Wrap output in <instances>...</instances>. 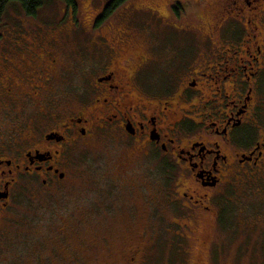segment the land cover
Listing matches in <instances>:
<instances>
[{"label":"flooded vegetation","instance_id":"af4514ba","mask_svg":"<svg viewBox=\"0 0 264 264\" xmlns=\"http://www.w3.org/2000/svg\"><path fill=\"white\" fill-rule=\"evenodd\" d=\"M109 2L85 43L73 24V43L0 24V264L3 238L35 200L76 204L58 211L41 242L51 252L32 264H157L193 225L216 223L228 190L264 181V0H217L202 43L182 53L169 46L171 4L104 16ZM96 139L117 145L116 166L135 179L76 171L73 151Z\"/></svg>","mask_w":264,"mask_h":264},{"label":"rangeland","instance_id":"374dc122","mask_svg":"<svg viewBox=\"0 0 264 264\" xmlns=\"http://www.w3.org/2000/svg\"><path fill=\"white\" fill-rule=\"evenodd\" d=\"M109 1L111 0H77V9L74 10L71 6H67L64 1L52 0L40 9L35 22L39 23L37 28H39L40 33L72 34L66 40L68 43H73L74 31L70 30L71 24H73L72 29H75L79 34L81 33L82 41H84L89 36L87 34L94 32L88 27L91 17L101 9L102 3ZM176 3H179L180 6ZM169 4H171V11L174 15L172 28L175 32L168 33H172L176 37L174 38L175 44H169V46H174V49L178 48L181 53L192 50L190 45L199 47L203 40L202 34L209 31L210 12L217 5V0H131L121 8L124 11L127 9L126 7L132 9L135 7L158 9L159 7L167 13ZM122 10L112 16V22L118 21L116 16ZM6 11V17L9 19L7 21H12L13 25L16 23L14 19L22 24L24 18H28L17 3L9 6ZM24 22L26 24L35 23L28 22V20ZM108 25L109 22L104 24L101 30L109 31ZM184 25H192L195 27V31L200 32V35L197 33L196 40L188 37L192 33L184 30ZM101 30L97 32L100 33ZM141 45L137 43L136 49L140 50ZM167 45L161 44L159 47L162 49ZM73 60L75 61V58ZM114 148L110 144L108 147L105 146L102 139H96L90 140V143L85 147L75 149L73 155L76 160V171L83 174L85 178L87 175L88 177L93 175V178L94 175L95 178H103L106 172L115 176L117 174L115 171L130 174L131 172L128 170L131 167L119 170V164L116 166L120 160H123V153L113 150ZM86 172H88L87 175ZM147 176L143 174L142 182ZM130 177L135 179V175L132 173ZM127 183L132 185L134 182L128 180ZM65 189L70 190L63 188V190ZM243 189L249 191L241 194L242 189L239 188L228 190V196L231 197V200H224L225 206L220 211L216 223H213L212 218H208L200 227L193 225L192 239L179 237L175 247H167L168 249L165 248L159 253L156 260L158 261L157 264H264V181H258L254 183L253 187L247 186ZM50 200L47 202L43 198L41 201H33L29 208L31 214L33 213L32 216L28 215L26 219H22V223H18L17 226L15 225L14 228L10 229L8 238H3L2 243L5 245V249L1 252L9 264H32L35 260L38 261V257L51 252L50 247L41 242L50 243L51 234L56 233L62 222L58 220V211L68 212L69 208H73L76 204V200L70 195L65 199L61 198V200L51 198ZM51 217L53 223H56L55 225L50 222ZM120 224L122 223H115L114 226L117 228H126L127 226ZM144 224L145 222L142 223L143 226L141 224L134 226L135 233L143 231ZM189 232L190 229L187 233ZM162 233L165 241L171 240L167 236L168 233L165 231ZM113 243L117 247L118 241L116 239Z\"/></svg>","mask_w":264,"mask_h":264},{"label":"trees","instance_id":"16d2710c","mask_svg":"<svg viewBox=\"0 0 264 264\" xmlns=\"http://www.w3.org/2000/svg\"><path fill=\"white\" fill-rule=\"evenodd\" d=\"M52 0H0V24L2 26L7 24V25H11L12 27L16 26L18 28H23L24 26V21L28 20V22H35V20L37 19V14L40 11V9L46 5V3L50 2ZM64 1L67 6H71L72 8H74V10L77 9V0H61ZM128 1L131 0H111L107 5H106V11H105V15H110L112 14L113 11H115L118 8H121L124 6L125 3H127ZM17 3V5L20 6V9L23 10V12H25V14L28 16L27 19L24 18L23 24L21 25L20 22L17 21V19L14 21L16 22L13 25L12 21H7L9 19H7L6 17V13H7V9L9 6H11L12 4ZM178 6H180L179 3H176ZM128 8V7H126ZM104 16L102 17V20L104 19ZM101 20V21H102ZM38 26V22H35L33 24H26L25 27L27 26H31L32 27H36ZM17 29V28H16Z\"/></svg>","mask_w":264,"mask_h":264}]
</instances>
